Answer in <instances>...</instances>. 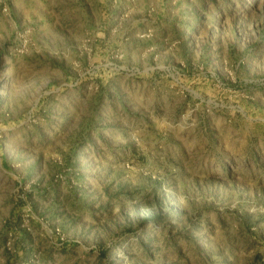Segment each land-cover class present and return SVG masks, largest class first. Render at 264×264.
I'll list each match as a JSON object with an SVG mask.
<instances>
[{"label": "rangeland", "instance_id": "rangeland-1", "mask_svg": "<svg viewBox=\"0 0 264 264\" xmlns=\"http://www.w3.org/2000/svg\"><path fill=\"white\" fill-rule=\"evenodd\" d=\"M0 264H264V0H0Z\"/></svg>", "mask_w": 264, "mask_h": 264}, {"label": "trees", "instance_id": "trees-1", "mask_svg": "<svg viewBox=\"0 0 264 264\" xmlns=\"http://www.w3.org/2000/svg\"><path fill=\"white\" fill-rule=\"evenodd\" d=\"M151 218H156L155 216H151Z\"/></svg>", "mask_w": 264, "mask_h": 264}]
</instances>
